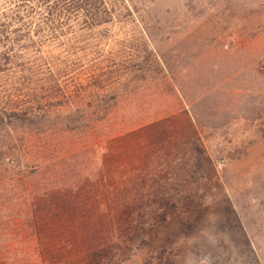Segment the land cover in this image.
<instances>
[{"label": "rangeland", "instance_id": "obj_1", "mask_svg": "<svg viewBox=\"0 0 264 264\" xmlns=\"http://www.w3.org/2000/svg\"><path fill=\"white\" fill-rule=\"evenodd\" d=\"M115 1L0 73V264H264V0Z\"/></svg>", "mask_w": 264, "mask_h": 264}, {"label": "trees", "instance_id": "obj_2", "mask_svg": "<svg viewBox=\"0 0 264 264\" xmlns=\"http://www.w3.org/2000/svg\"><path fill=\"white\" fill-rule=\"evenodd\" d=\"M115 0H0V73H9L14 59L23 52H41L50 40L69 38L77 27L95 29L116 18ZM146 48L149 50V42ZM150 41V40H149ZM152 52L153 49L151 48ZM59 84L55 77L46 80ZM97 108L102 107L97 103ZM102 121V120H98ZM90 127V122H80ZM80 125V124H79ZM79 127V126H78ZM106 257L107 249L96 248ZM118 250L111 261L118 259ZM103 258V255L100 256ZM119 260V259H118ZM114 264H118L116 260Z\"/></svg>", "mask_w": 264, "mask_h": 264}]
</instances>
